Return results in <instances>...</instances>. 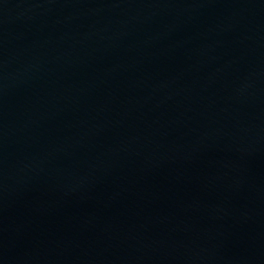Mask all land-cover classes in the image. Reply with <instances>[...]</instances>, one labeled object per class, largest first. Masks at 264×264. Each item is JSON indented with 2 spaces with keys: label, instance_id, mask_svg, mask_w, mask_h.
I'll return each instance as SVG.
<instances>
[{
  "label": "water",
  "instance_id": "1",
  "mask_svg": "<svg viewBox=\"0 0 264 264\" xmlns=\"http://www.w3.org/2000/svg\"><path fill=\"white\" fill-rule=\"evenodd\" d=\"M0 264H264V0H0Z\"/></svg>",
  "mask_w": 264,
  "mask_h": 264
}]
</instances>
